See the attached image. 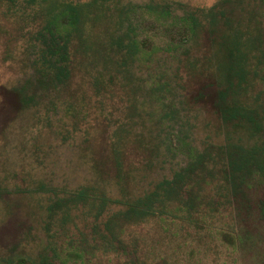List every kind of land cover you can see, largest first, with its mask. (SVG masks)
<instances>
[{
    "label": "rangeland",
    "instance_id": "rangeland-1",
    "mask_svg": "<svg viewBox=\"0 0 264 264\" xmlns=\"http://www.w3.org/2000/svg\"><path fill=\"white\" fill-rule=\"evenodd\" d=\"M131 1L142 7L148 0ZM155 1L181 14L220 0ZM239 1L230 5L225 27L247 40L250 68L236 99L258 112L262 131L225 125L208 106L191 101L199 74L222 80L223 72L204 42L185 56L187 43L177 26L163 24L165 13L136 10L138 41L152 52L97 95L89 85L96 75L89 79L80 67L65 86L45 82L37 73L31 10L24 0H0V86L35 97L0 133V264H264V216L256 209L264 199V156L253 154L264 147V0ZM168 40L178 49L161 47ZM103 65L95 63L102 80L111 75ZM225 149L247 160L236 179H195L173 213L164 202L163 215H115L127 203H149L157 182L190 164L198 169L197 160L221 169ZM82 188L106 199L102 215L94 200L70 215H50L55 199ZM17 223L27 235L10 252L3 244L15 240Z\"/></svg>",
    "mask_w": 264,
    "mask_h": 264
},
{
    "label": "trees",
    "instance_id": "trees-1",
    "mask_svg": "<svg viewBox=\"0 0 264 264\" xmlns=\"http://www.w3.org/2000/svg\"><path fill=\"white\" fill-rule=\"evenodd\" d=\"M6 1L14 3V0ZM24 1L37 26V73L52 88L67 85L79 67L88 78L96 75L92 76L93 81L89 85L97 95L110 87L117 80L115 77L118 74L126 72L130 63L133 64L152 52L138 41L140 37L136 33L140 22L136 18V10L141 9L143 13L155 11L165 13L162 17L163 24L175 25L181 31V42L187 43L183 50L187 58H190L194 45L199 48L201 42H204L207 50L214 49L213 54L221 64L217 62L218 70L223 72L222 80H218L212 73L197 76L199 83L190 95L191 101L208 106L225 125L237 127L244 124L259 131L263 130L262 118L258 112L236 99V93L246 84L250 68L243 53L247 40L237 34L235 27H225L228 24L230 5L237 4L239 0H220L217 6L202 11L184 8L181 14L172 5L155 0H148L142 7L131 0H88L78 3L65 0ZM167 45L178 49L171 40L163 43L161 47ZM98 62H103L104 70L111 74L104 80L100 72H95V63ZM84 63L86 64L83 66ZM0 97L1 133L10 122L32 107L35 97L28 95L23 89H7L3 86H0ZM226 152V162L221 169L208 168L204 160H197L198 169L190 164L174 173L171 179L157 182L146 198L149 203H127L125 209L115 215H163L165 210L161 204L164 202L171 203L166 212L173 213L179 198L190 194L195 179L205 181L216 179L217 176L223 182L236 179L247 160L241 156L228 155L225 149L224 153ZM253 154L263 157L264 147L259 146ZM260 170L259 177L264 180V171L262 168ZM121 172L120 166L116 165L117 176ZM91 200L100 202L102 208L97 215H102L103 208L108 206L106 199L91 198L87 188L76 190L66 198L55 199L49 212L50 215H55L58 210L61 215H70L72 210L88 205ZM184 203L186 206V201ZM186 208L192 212L189 199ZM256 209L264 216V199L258 202ZM15 229L16 233L11 236L15 240L3 244L4 249L10 252H15L27 235L21 232L24 229L20 223L15 224ZM19 230L22 234L17 238ZM46 260L45 255H39V263Z\"/></svg>",
    "mask_w": 264,
    "mask_h": 264
}]
</instances>
